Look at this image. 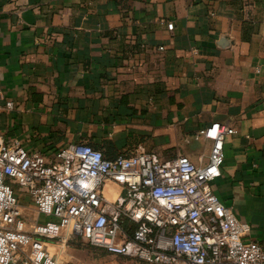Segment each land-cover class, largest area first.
<instances>
[{
	"label": "crops",
	"instance_id": "1",
	"mask_svg": "<svg viewBox=\"0 0 264 264\" xmlns=\"http://www.w3.org/2000/svg\"><path fill=\"white\" fill-rule=\"evenodd\" d=\"M0 86V135L49 159L87 143L205 165L201 131L234 127L211 186L264 248V0H0Z\"/></svg>",
	"mask_w": 264,
	"mask_h": 264
},
{
	"label": "built area",
	"instance_id": "2",
	"mask_svg": "<svg viewBox=\"0 0 264 264\" xmlns=\"http://www.w3.org/2000/svg\"><path fill=\"white\" fill-rule=\"evenodd\" d=\"M14 108L0 86V115ZM235 133L221 123L201 131L212 142L205 165L145 150L110 159L87 143L49 159L0 135V264H59L63 250L48 246L62 249L74 238L146 264H264V248L244 240L251 226L211 186ZM15 185L37 214L31 229Z\"/></svg>",
	"mask_w": 264,
	"mask_h": 264
},
{
	"label": "rangeland",
	"instance_id": "3",
	"mask_svg": "<svg viewBox=\"0 0 264 264\" xmlns=\"http://www.w3.org/2000/svg\"><path fill=\"white\" fill-rule=\"evenodd\" d=\"M15 188L20 194L21 212L27 220L28 229H31L32 225L35 223L37 214L33 209H30L29 207L31 206L30 197L21 194L19 186L15 185ZM113 191L114 190H112L110 193L115 198L116 195ZM42 219L43 218H40L41 221ZM62 250L63 252L59 253ZM50 251L53 254L59 253L60 261L64 262L65 264H73L76 260H82L87 264H112L110 261L107 260V258H105L104 253L106 252L104 250L92 247L79 238L73 239L72 241L67 243L62 249H60L59 247L50 246Z\"/></svg>",
	"mask_w": 264,
	"mask_h": 264
},
{
	"label": "bare ground",
	"instance_id": "4",
	"mask_svg": "<svg viewBox=\"0 0 264 264\" xmlns=\"http://www.w3.org/2000/svg\"><path fill=\"white\" fill-rule=\"evenodd\" d=\"M111 192V191H110ZM115 193V191H113Z\"/></svg>",
	"mask_w": 264,
	"mask_h": 264
},
{
	"label": "trees",
	"instance_id": "5",
	"mask_svg": "<svg viewBox=\"0 0 264 264\" xmlns=\"http://www.w3.org/2000/svg\"><path fill=\"white\" fill-rule=\"evenodd\" d=\"M75 239V238H74ZM80 239V238H79ZM89 245V244H88Z\"/></svg>",
	"mask_w": 264,
	"mask_h": 264
}]
</instances>
